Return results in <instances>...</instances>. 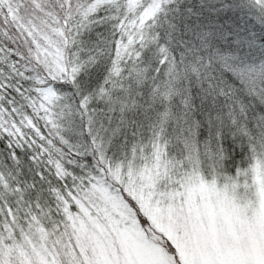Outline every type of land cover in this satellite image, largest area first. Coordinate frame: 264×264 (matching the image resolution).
Here are the masks:
<instances>
[{
    "label": "snow or ice",
    "instance_id": "obj_1",
    "mask_svg": "<svg viewBox=\"0 0 264 264\" xmlns=\"http://www.w3.org/2000/svg\"><path fill=\"white\" fill-rule=\"evenodd\" d=\"M0 264H264V0H0Z\"/></svg>",
    "mask_w": 264,
    "mask_h": 264
}]
</instances>
